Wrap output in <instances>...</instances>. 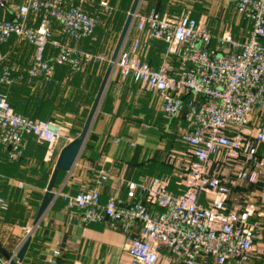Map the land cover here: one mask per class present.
<instances>
[{"label":"built area","instance_id":"obj_1","mask_svg":"<svg viewBox=\"0 0 264 264\" xmlns=\"http://www.w3.org/2000/svg\"><path fill=\"white\" fill-rule=\"evenodd\" d=\"M4 2L0 0V8ZM83 2L23 0L15 18H0V44L15 37L34 50L24 78L14 74L16 68L0 53V145L7 149L9 160L21 157L28 137L50 146L66 135L67 129L58 121L15 111L2 88L23 79L28 84L37 79L47 83L55 66L67 65L73 73L91 60L89 53L66 41L90 37L99 23L97 14L83 10ZM233 7L250 25L242 40L231 32L213 37L190 14L137 9L116 58L109 60L122 79L160 95L167 118L183 115L186 122L179 133L185 150L169 157L179 169L180 192L170 191L163 178L144 176L125 183V200L110 198L102 203L98 186L107 174L101 170L96 187L63 195L69 206L81 210L85 223L108 219L124 232L140 223L138 235L126 244L128 264H245L254 255L264 257V245L258 244L264 222L253 218L254 206L244 197L233 201V206L228 204L236 182L256 183L264 178V152L259 149L264 144V0H233ZM30 15L39 16L36 25L27 23ZM132 31L137 34L132 36ZM153 39L167 44L166 56H177L176 74L169 73L165 59L152 67L143 58ZM213 39L216 43L211 46ZM138 189L144 203L137 200ZM258 196L264 207V189ZM147 204L160 210L153 212ZM7 207L0 196V209ZM24 231L26 238L32 228L26 226ZM163 249L173 261L165 260ZM58 254L54 250L49 261L56 264ZM0 264L8 262L0 256Z\"/></svg>","mask_w":264,"mask_h":264},{"label":"crops","instance_id":"obj_2","mask_svg":"<svg viewBox=\"0 0 264 264\" xmlns=\"http://www.w3.org/2000/svg\"><path fill=\"white\" fill-rule=\"evenodd\" d=\"M141 1L138 6L140 13H146L149 9H155L161 15L170 13L161 5V0ZM226 1L233 7V0ZM22 2L23 0H5L0 8V18H15L17 6ZM191 16L198 20L192 14ZM34 17L30 15L27 23L36 25L39 16ZM238 17L249 30L246 21L239 15ZM53 28L58 32V23L53 21ZM248 32L241 37L232 34L236 39L242 40ZM136 34L135 31L131 32L132 36ZM211 34L217 37L212 32ZM59 38L65 40L64 36ZM87 39L66 41L75 48L79 42L81 49H77L84 50L85 42L89 41ZM148 45L149 48L144 51L143 58L149 65L158 67L165 59L169 73L176 74L179 61L175 54L165 55L167 44L162 40L153 39ZM0 53L7 57L5 62L16 68L14 74L24 78L33 58V47L12 37L0 45ZM48 53H52L50 47ZM103 62L102 57L90 60L84 69L81 70V67L73 77H68L66 66L59 65L55 68L54 78L50 83L46 84L37 79L27 91L19 93V97L29 104L27 107L33 114L41 111L44 118L52 115L55 116L53 120L59 122L63 120L62 124L68 126L66 135L55 145L39 144L34 137H28L21 157L13 162L8 159L7 149L0 145V196L5 198L8 204L6 210L0 209V245L9 253L15 252L24 241V227L32 228L29 234L30 242L20 264H54L49 261L54 250L59 251L55 256L56 264H128L126 244L130 238L138 235L140 223H135L127 232L122 231L117 222L108 219L85 223L81 219V210L69 206L63 197L64 194L74 195L78 191L96 187L101 170L107 174V179L98 186L99 199L102 203L110 198L125 200L127 191L125 183L130 180L139 181L144 176L163 178L170 191L180 192L179 169L176 168V162L169 157L175 155L173 149L184 146L182 142L176 141L179 128L182 129L186 125L183 115L167 118L162 110L163 101L160 95L142 88L131 79H122L119 68H115L105 86L78 157L69 171L59 172L57 175L52 189L54 197L34 224L59 151L79 133L74 134L77 125L73 118L76 115L80 117V110L76 103L71 105L64 101L77 98L84 80L97 77L101 82L109 63H105L106 68L100 74ZM23 80L14 84L21 85ZM48 105L50 107L46 108ZM259 149L260 152H264V144H261ZM167 158L170 161H167ZM19 183L23 186L20 187ZM251 189H254L253 194L257 193L254 195L256 199L249 200L255 208L253 218L264 222V207L260 205L258 196L261 189H264V178H260L256 183L236 182L229 196V207L230 204L233 206L234 199H231L234 198V193H238L236 200L242 197L245 199L246 192ZM138 199H142L144 203V195L139 189ZM147 205L153 212L160 210L155 205ZM258 244L264 245V231ZM162 252L166 261H173L170 252L165 249ZM261 258L264 257L254 255L245 264H264Z\"/></svg>","mask_w":264,"mask_h":264},{"label":"rangeland","instance_id":"obj_3","mask_svg":"<svg viewBox=\"0 0 264 264\" xmlns=\"http://www.w3.org/2000/svg\"><path fill=\"white\" fill-rule=\"evenodd\" d=\"M101 2H106V5H101ZM84 3L85 5H89L90 7L95 6L94 8L98 12L97 15L99 17V23L95 33L91 36L90 39H87L89 41H86L85 45L83 44L85 46L84 50L82 49L80 51L89 53V55L91 56V60H96L101 57L104 59V64L101 66L100 72V74H102V72L106 68L105 63H108L110 60L114 45L119 37L122 26L130 9L132 0H84ZM161 5H163L170 11V13L166 15L192 14L193 16L197 17L200 22L204 23L215 36H220L224 32H231L235 36L241 37L245 36L248 31L246 25L242 23L236 11L226 0H161ZM215 43L216 41H213L211 46H214ZM76 44V47L78 49H81L79 48V42H77ZM148 48L149 45L145 49L148 50ZM218 55H221L220 51L218 52ZM85 64H83L81 70L84 69V67L86 66ZM99 84V78H88V80H84V84L79 88L76 99L71 98L64 101V103H70L71 105H74L76 103L77 108H79L80 110V117L78 118L75 114L76 116L74 115L75 117L73 118L76 121L75 124L77 125L74 128V134L80 132V128L82 127V124L87 116ZM48 103H50L51 106V101H49ZM50 106L48 105L45 107L48 108ZM45 118L55 119V116L51 115L50 117L47 116ZM62 122L63 120H61V122L59 123L62 124ZM63 125L68 131V126L64 123ZM180 131L181 129L179 128L178 134L176 135V141L179 142ZM184 150V146H180L177 149H173V152H183ZM168 156L169 153L167 152L166 157ZM167 159V161H170L169 158ZM253 193L254 189L246 192L245 202L255 198L254 195H257V193ZM237 194L234 193V198H232L231 200L234 199L235 201L236 196H238ZM261 259L264 260V258Z\"/></svg>","mask_w":264,"mask_h":264},{"label":"water","instance_id":"obj_4","mask_svg":"<svg viewBox=\"0 0 264 264\" xmlns=\"http://www.w3.org/2000/svg\"><path fill=\"white\" fill-rule=\"evenodd\" d=\"M141 0H132L130 9L128 11V14L126 16L125 22L122 26L121 32L119 34V37L117 39V42L115 44L114 50L112 52V55L110 57V60L113 61L118 51L121 47V44L126 36L127 30L132 22L133 14L137 10ZM113 70V65L111 62L108 63L107 68L105 70V73L102 77V80L99 84V87L97 89V92L94 96V99L91 103V106L89 108V111L87 113V116L85 118V121L83 123V126L80 130V132L72 138L68 143H66L59 151V154L56 158V161L54 163L53 170L51 172L50 178L48 180V183L45 188V192L43 194L42 200L40 202V205L38 207V211L36 213L34 224L37 223L41 215L44 213L46 208L48 207L49 203L54 197V191L53 185L56 181L57 175L59 172H67L71 169L73 166L76 158L79 155V152L84 144V141L86 139V136L89 132V129L91 127V123L93 121V118L95 116V113L97 111L101 96L104 92L105 86L108 82V79L110 77V74ZM30 242V236L27 235L24 241L21 243L20 247L12 253L7 252L1 245H0V256L8 262V264H20L23 260V257L25 255V252L27 250V247Z\"/></svg>","mask_w":264,"mask_h":264},{"label":"trees","instance_id":"obj_5","mask_svg":"<svg viewBox=\"0 0 264 264\" xmlns=\"http://www.w3.org/2000/svg\"><path fill=\"white\" fill-rule=\"evenodd\" d=\"M84 4V3H83ZM83 4H81L82 5V8H83V10L85 11V12H87V13H89V14H97L98 12L96 11V9L94 8L95 6H92V7H90L89 5H83ZM245 23H247V26H249V28H250V25H249V23L246 21ZM98 26V25H97ZM96 29H97V27H96ZM96 29H95V31H96ZM95 31H94V33H95ZM249 31V30H248ZM85 39H87V38H85ZM81 41V40H80ZM19 42V41H18ZM20 43H22V42H20ZM1 46L3 45V43L2 44H0ZM1 49L3 50V48L1 47ZM1 50V51H2ZM33 53H34V50H33ZM6 59H7V57L5 56V59H4V61H6ZM86 63H88V62H86ZM59 66V65H58ZM60 66H66V68H67V74H68V77H73L74 75H75V73L76 72H78V71H80V70H78V71H75V72H73V73H71L70 72V70H69V67L67 66V65H60ZM57 66H55V68H56ZM54 72H55V70H54ZM53 78H54V73H53V77H52V80H53ZM42 80V79H41ZM51 80V81H52ZM50 81V82H51ZM50 82H47V83H50ZM45 83V82H44ZM46 83V84H47ZM34 83H32V84H28V83H26V82H23V84H21V85H18V86H16V84H12V85H10L9 87H3L2 88V90H4L6 93H7V98H8V101H9V103L11 104V106L13 107V109L15 110V111H18V112H21V113H23V114H25V115H27V116H29V117H31V118H40V119H47V118H44L43 116H44V114L43 113H41V111H36L34 114L32 113V110H30V109H28V105L29 104H27V102H23L22 101V99H21V97H19V93H21L22 91H24V90H28L27 88H29V87H31L32 85H33ZM26 87V88H25ZM62 172V171H61Z\"/></svg>","mask_w":264,"mask_h":264}]
</instances>
